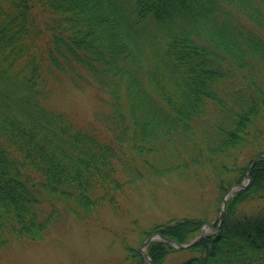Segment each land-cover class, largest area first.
I'll return each instance as SVG.
<instances>
[{"label": "trees", "instance_id": "obj_1", "mask_svg": "<svg viewBox=\"0 0 264 264\" xmlns=\"http://www.w3.org/2000/svg\"><path fill=\"white\" fill-rule=\"evenodd\" d=\"M58 71L103 93L104 134L50 103ZM260 154L219 226L186 248L150 241L152 264H264V0H0L5 251L44 240L67 210L117 209L124 187L149 174L208 167L218 211ZM211 220L169 219L141 241L186 243ZM123 247L124 264H148ZM175 254L185 257L169 263Z\"/></svg>", "mask_w": 264, "mask_h": 264}, {"label": "rangeland", "instance_id": "obj_2", "mask_svg": "<svg viewBox=\"0 0 264 264\" xmlns=\"http://www.w3.org/2000/svg\"><path fill=\"white\" fill-rule=\"evenodd\" d=\"M122 1L126 6L131 2ZM55 74L50 83V103L104 134L94 116L103 107V93L94 86L79 89L65 73ZM149 175L138 185L124 187L117 209L102 205L97 214L85 218H77L67 210L68 214L58 218L44 240L15 243L7 251L0 248V264H124L123 241L139 248L145 237L140 230L147 231L173 218L218 216V187L208 167L159 178ZM212 229L213 226L206 228ZM184 257L172 255L169 263Z\"/></svg>", "mask_w": 264, "mask_h": 264}, {"label": "water", "instance_id": "obj_3", "mask_svg": "<svg viewBox=\"0 0 264 264\" xmlns=\"http://www.w3.org/2000/svg\"><path fill=\"white\" fill-rule=\"evenodd\" d=\"M260 156H261V155H258V156L252 161V163H251V165H250L248 171L250 170L251 166L254 164V162H255ZM248 171H247V173H248ZM247 173H246V177L248 178ZM248 179H249V178H248ZM238 186H239L240 188H243V187L246 186V184H239ZM230 190H231V188H229V189L226 191V193L224 194V196H223V199H222V205H221V210H220V213H219V215H218L217 220H220V219L222 218V216H223V212H224V208H225L226 197H227V194H228V192H229ZM204 234H205V232H204V230H202L201 233H200V235H199L198 237H196L195 239H193V240H192L191 242H189V243H176V242H174V241H172V240H170V239H167V238H165V239H166V240H170V242H171L175 247H177V248H184V247H188V246H191V245L196 244L199 240H201V238L204 236ZM155 236H158V237H159V235H153V236H149V237H147V239L142 243L141 247L139 248V251H140V252L142 253V255L145 257V259H147V261H148L149 264H152V263H151V260H150L149 256H148L147 253L145 252L144 247H145V245H146L150 240L154 239Z\"/></svg>", "mask_w": 264, "mask_h": 264}]
</instances>
